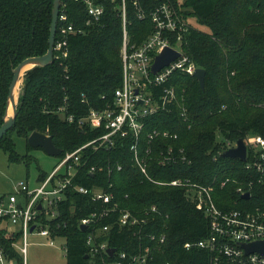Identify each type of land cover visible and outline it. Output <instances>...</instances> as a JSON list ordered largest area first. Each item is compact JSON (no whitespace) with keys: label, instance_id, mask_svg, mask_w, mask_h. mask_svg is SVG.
<instances>
[{"label":"trees","instance_id":"obj_1","mask_svg":"<svg viewBox=\"0 0 264 264\" xmlns=\"http://www.w3.org/2000/svg\"><path fill=\"white\" fill-rule=\"evenodd\" d=\"M94 1L104 5L105 14L101 23L88 26L86 3L62 0L69 23L85 31L69 35L66 57L26 72L16 122L0 139V149L10 161L29 164L33 158L28 153L32 148L28 141L27 153L17 152L14 131L27 140L33 131L51 135L55 145L63 149L60 158L103 132L81 126L78 121L70 123L58 110L65 106L66 114L76 119L86 116L90 108L110 102L122 84L123 26L118 1ZM53 2L0 0V127L14 68L25 58L48 51ZM167 2L182 20L195 18L209 28L203 31L191 24L181 40L183 50L206 70V77L202 86L195 76L175 74L178 90H185L188 120L177 110L148 118V131L160 128L178 134L177 139L159 136L151 143L154 149L148 172L156 181L189 178L211 188L217 206L223 210L264 208V159H260L259 170L254 165L259 159L257 151L250 146L246 161L222 155L230 148L227 142L236 143L251 134L264 137V0ZM156 4L151 1L149 9ZM127 7L131 41L140 43L153 30L152 20L140 18L131 0ZM142 143L148 145L147 139L143 138ZM168 144L183 147L191 162L160 165L156 160L157 146ZM87 155L89 164L103 169L93 175L81 168L58 206V215L53 217L50 209L43 210L36 220L50 227L53 238L66 239L68 264H107L121 252L131 255L146 246L153 247L146 264H213L216 254L196 245L210 235V218L197 208L184 188L158 184L145 176L135 164L128 139L110 149L89 150ZM49 174L41 171L38 182ZM75 184L100 186L112 192L120 208L146 217V222L120 225L117 210L84 229L81 219L100 211L102 202L78 192ZM247 191L249 197L244 195ZM152 205L157 206V211L147 212ZM105 225L107 230L103 229ZM92 230L99 234L97 242L107 241L110 248H116L114 257L104 250L90 251L87 238ZM152 234L157 238L165 234V242L152 240ZM21 238V231L0 220V247L16 264H24V256L15 246ZM187 243L192 244L190 248ZM219 264L234 263L222 259Z\"/></svg>","mask_w":264,"mask_h":264},{"label":"built area","instance_id":"obj_2","mask_svg":"<svg viewBox=\"0 0 264 264\" xmlns=\"http://www.w3.org/2000/svg\"><path fill=\"white\" fill-rule=\"evenodd\" d=\"M119 14L123 26L122 84L114 91L112 100L103 107L90 108L86 116L76 119L73 114H66L65 106L58 110L70 123L78 121L79 125H87L92 130L103 132L93 139L78 146L72 151H67L62 156L59 164L49 176L34 187L28 182L20 181L16 191L9 196L0 197V220L3 225L12 226L13 230L21 231L22 246H15L26 253L27 238L30 233H38L52 238L51 229L48 225L36 221L43 210H51V216H57L58 206L65 199L66 192L73 185L74 178L81 168H87L93 175L102 170L103 166L89 164V150L98 151L116 147L123 139L130 142L135 164L149 179L158 184H171L184 188L196 203L198 209L211 220L210 235L196 243V245L208 248L216 256L213 264L221 263L222 259L234 264H264V254L257 252L247 254L240 243H249L264 239V208L255 211L241 209L223 210L214 200L211 188L192 182L189 178H175L170 182L154 180L148 172V164L153 154L154 147L151 143L159 136L178 138V134H172L169 129L155 128L148 131V118L160 112H177L188 120L189 109L185 103L184 89L180 92L176 86L175 74L194 76L199 67L196 61L181 47L182 35L191 25L190 20H182L167 0H131L140 16L149 17L153 23V30L140 43L131 41L128 29V0H117ZM157 4L149 9L150 2ZM87 5L86 25L101 23L105 14V7L94 0H83ZM61 4L57 34L54 45L55 59L61 60L68 55V37L70 34L83 33L84 27H76L73 22L69 23L68 14ZM58 35V36H57ZM165 47H172L179 51L180 55L170 64L154 73L152 66L157 54ZM143 138L147 139L148 145L144 146ZM247 146L254 148L258 154V160L254 162L259 170L262 168L261 160L264 159V137L259 134L248 135L245 139ZM228 147L236 146V143L227 142ZM156 160L160 165L166 166L177 162H191L183 147L173 144L157 146ZM63 154V152H62ZM248 158V153H247ZM248 166H252L251 163ZM121 169V166H118ZM224 184V183H223ZM74 189L80 193L91 194L94 201L102 202V209L94 211L89 216L81 219L80 225L87 229L96 225L100 219L109 216L110 213L120 211L118 222L120 225L136 226L146 222V217H140L133 211L120 208L119 203L114 201V194L104 190L100 186L87 187L83 184H75ZM157 211V206L152 205L147 212ZM32 226H35L32 230ZM108 229V225L103 227ZM99 234L90 231L87 244L92 253L106 251L110 248L107 241L97 242ZM152 240L163 243L166 235L159 238L151 235ZM54 244V241H50ZM191 243L186 247L190 248ZM159 246V245H158ZM66 247V246H65ZM67 251V247H66ZM153 247L145 248L128 255L121 252L116 259L107 264H146L152 257ZM117 251H115L114 256ZM113 256V257H114ZM0 264H16L0 247ZM25 264V258H24Z\"/></svg>","mask_w":264,"mask_h":264},{"label":"rangeland","instance_id":"obj_3","mask_svg":"<svg viewBox=\"0 0 264 264\" xmlns=\"http://www.w3.org/2000/svg\"><path fill=\"white\" fill-rule=\"evenodd\" d=\"M190 22L200 30L209 31L207 26L200 24L195 18H191ZM23 86L24 78L17 94L18 104ZM12 137L16 141L17 152L22 155L27 153V139L18 136L15 131L12 133ZM28 153L33 158L29 164H26L25 162L10 161L8 154L0 149V197L14 193L20 181L28 182L30 187L37 186L39 184L37 179L41 171L51 173L61 160L59 155L49 154L42 147H32ZM9 227L12 229L11 225ZM51 240L54 241V244L50 243ZM27 241V250L24 254L25 264H68L65 238H50L34 232L29 234ZM22 244L23 241L20 240L18 246L21 247Z\"/></svg>","mask_w":264,"mask_h":264},{"label":"water","instance_id":"obj_4","mask_svg":"<svg viewBox=\"0 0 264 264\" xmlns=\"http://www.w3.org/2000/svg\"><path fill=\"white\" fill-rule=\"evenodd\" d=\"M62 0H54L53 12H52V24L50 28L49 37V48L46 54L41 56H30L22 60L15 68L14 75L9 87V94L7 99V108L4 116V122L0 127V139L14 126L18 115V103L16 98V87L21 79L23 71L31 66L28 70L35 66H48L54 62V45L56 40L58 18L60 13ZM180 55L179 51L172 47H165L159 54H157L155 61L152 66V71L156 73L164 66L170 64ZM28 70H25L26 72ZM25 72V74H26ZM194 76L200 81L201 85L204 86L206 70L202 67H198L194 73ZM12 105V112L9 113L10 106ZM28 143L33 148L42 147L47 153L52 155H60L63 152L61 147L55 145L53 137L47 133L40 131H33L28 137ZM248 146L244 138H240L236 141V146L226 149L222 155L225 157H236L243 161L247 160ZM247 197L250 196V192L244 193ZM35 226H32V230ZM86 229V226H83ZM247 254L260 253L264 254V239L256 240L249 243H240ZM116 248H109L108 253L113 256Z\"/></svg>","mask_w":264,"mask_h":264},{"label":"bare ground","instance_id":"obj_5","mask_svg":"<svg viewBox=\"0 0 264 264\" xmlns=\"http://www.w3.org/2000/svg\"><path fill=\"white\" fill-rule=\"evenodd\" d=\"M57 34V33H56ZM54 57V59H55V56H53ZM31 66H28L27 67V69H25V70H28L29 68H30ZM23 71V74H22V76H21V79H20V81L18 82V84H17V87H16V98H17V94H18V91H19V87H20V85H21V83H22V81H23V78H24V74H25V72L26 71ZM12 112V105L10 106V109H9V113H11ZM62 154V153H61ZM62 158V157H61ZM83 226H85V225H82V227ZM87 227V226H86ZM107 253H108V250H107ZM109 254V253H108ZM110 255V254H109ZM114 256V255H113ZM112 256V257H113Z\"/></svg>","mask_w":264,"mask_h":264},{"label":"crops","instance_id":"obj_6","mask_svg":"<svg viewBox=\"0 0 264 264\" xmlns=\"http://www.w3.org/2000/svg\"><path fill=\"white\" fill-rule=\"evenodd\" d=\"M37 182H38V179H37Z\"/></svg>","mask_w":264,"mask_h":264}]
</instances>
